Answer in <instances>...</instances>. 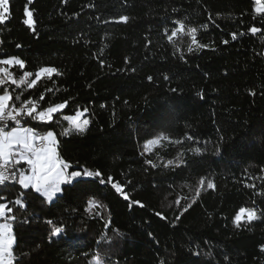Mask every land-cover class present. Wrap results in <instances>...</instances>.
<instances>
[{"label":"trees","instance_id":"1","mask_svg":"<svg viewBox=\"0 0 264 264\" xmlns=\"http://www.w3.org/2000/svg\"><path fill=\"white\" fill-rule=\"evenodd\" d=\"M25 3L10 0L0 59H23L29 79L41 67L58 71L32 89L9 90L40 110L68 103L48 124L22 125L54 131L69 172L100 170L129 199L100 178L62 184L51 202L18 184L0 186V202L13 208L19 264H91L97 256L104 264H264V20L254 0H33L34 31L22 23ZM121 15L127 23L115 22ZM177 22L185 34L170 43ZM253 25L262 31L249 33ZM191 27L206 47L188 52ZM85 109L86 130L62 135L63 116ZM158 135L169 139L146 151ZM21 193L24 207L10 203ZM240 207L260 218L237 228Z\"/></svg>","mask_w":264,"mask_h":264},{"label":"snow or ice","instance_id":"2","mask_svg":"<svg viewBox=\"0 0 264 264\" xmlns=\"http://www.w3.org/2000/svg\"><path fill=\"white\" fill-rule=\"evenodd\" d=\"M33 0H26L23 8V16L26 17L22 19L23 25H25L30 30H35V20H34V10L30 9V5ZM255 2V13L258 14L262 20H264V2L262 0H254ZM10 18V0H0V25H3ZM129 17L121 15L115 21L117 23H127ZM255 19V17H254ZM178 26L171 31L170 34H166V39L170 43H175L174 38L185 34V24L183 22H177ZM252 35L260 33L262 29L255 25L247 29ZM243 34V33H241ZM186 35L191 38V44L188 46L187 51L192 52L195 48H204L206 45L201 44L197 40V28L191 27L187 28ZM232 38L236 39L237 34L232 33ZM148 43H151L148 41ZM223 43H228L227 40ZM17 48L21 45L17 44ZM103 63V61H101ZM18 67L22 71V75L17 78L14 75L12 68ZM26 67L25 61L17 56H7L0 59V186H5L6 184H18L22 189L31 188L36 193H39L45 198L46 201H51L57 193L62 191L61 184H72L79 178L83 177L85 179L90 178H100L101 184H111L112 188L115 189L117 193L123 194V198L128 200L129 197L123 193V187L120 183L113 182L111 176L107 177V180L103 178V173L100 170L90 171L84 169L81 171H71L69 169L71 165L60 157L57 152V139L54 131L48 130L41 133L34 127H25L22 125L21 121L25 118H31L34 121H38L42 124H48L53 121V116L56 113L61 112L67 106V101L60 103H52L49 106L40 110L37 101L29 98L27 100L22 99L23 91L19 94H15L10 91L5 85H15L16 88H21L22 86L26 89H32L37 85V82L42 79L43 76L49 78L53 74H57V69L54 67H41L35 72V78L29 79L33 76L32 72L24 70ZM151 81L153 78L148 77ZM167 80L168 77L165 76ZM47 91H52L48 89ZM39 100L43 101V94L39 97ZM16 101H19L17 105ZM87 109L80 111L77 110L75 115H64L63 120L67 121L69 124L68 128L63 129L62 135L68 136L72 132L77 134H82L88 124V119H81ZM167 135H158L154 139H150L145 144V150L147 151L149 145H157L161 140H168ZM192 139V137H188ZM175 143H181V141L176 140ZM194 152H199L200 149H193ZM216 152H220V148H216ZM183 161L177 162L176 166H179ZM146 163L151 164L152 167L156 165L152 161H146ZM173 160H168L164 167L173 165ZM27 167H24V166ZM264 172V169H261ZM200 185L205 183L204 179L201 178L199 181ZM248 187H255L254 185H247ZM207 187L213 188L214 184L211 180L207 181ZM200 189H196L197 195H199ZM264 194V193H261ZM17 197L10 203L24 207L21 197ZM6 197L0 195V201L5 200ZM96 201L94 199H89L88 204L93 205ZM133 203L143 205L139 201H133ZM179 204V200L176 201ZM191 205H189L190 207ZM88 210V209H86ZM187 211V208L184 209ZM13 212V208L9 206V203L0 202V220L4 222L0 223V264H19L14 256L13 246L16 243L13 227L10 221L14 220L15 217L10 215ZM156 215H161L156 213ZM257 211L252 208L240 207L239 211L236 212L233 218V224L240 228L242 226L251 224L253 221L259 219ZM179 219V216L177 217ZM27 222V221H25ZM49 224L52 221H48ZM107 227V225H105ZM60 228H55L51 233L53 236L60 233ZM151 235V234H150ZM262 252H264V245L260 246ZM91 264H104L102 256H97Z\"/></svg>","mask_w":264,"mask_h":264},{"label":"rangeland","instance_id":"3","mask_svg":"<svg viewBox=\"0 0 264 264\" xmlns=\"http://www.w3.org/2000/svg\"><path fill=\"white\" fill-rule=\"evenodd\" d=\"M263 55H264V50H263ZM73 115H75V114H73ZM81 119H85V118H83V116H82ZM23 126H25V127H30L29 124H25V125H23ZM61 186H62V184H61ZM30 189H31V188H30ZM33 191H34V190H33ZM58 194H59V193H57L56 195H58ZM42 197H43V196H42ZM43 198H44V197H43ZM54 198H55V197H54ZM54 198H53V199H54ZM44 199H45V198H44ZM53 199H52V200H53ZM52 200H51V201H52ZM51 201H47V202H51ZM2 222H4V221H3V220H0V223H2Z\"/></svg>","mask_w":264,"mask_h":264},{"label":"bare ground","instance_id":"4","mask_svg":"<svg viewBox=\"0 0 264 264\" xmlns=\"http://www.w3.org/2000/svg\"><path fill=\"white\" fill-rule=\"evenodd\" d=\"M9 86H10V84L9 85H7V87L9 88Z\"/></svg>","mask_w":264,"mask_h":264},{"label":"built area","instance_id":"5","mask_svg":"<svg viewBox=\"0 0 264 264\" xmlns=\"http://www.w3.org/2000/svg\"><path fill=\"white\" fill-rule=\"evenodd\" d=\"M5 87H7V85H5Z\"/></svg>","mask_w":264,"mask_h":264},{"label":"crops","instance_id":"6","mask_svg":"<svg viewBox=\"0 0 264 264\" xmlns=\"http://www.w3.org/2000/svg\"><path fill=\"white\" fill-rule=\"evenodd\" d=\"M24 167H27L26 165Z\"/></svg>","mask_w":264,"mask_h":264}]
</instances>
